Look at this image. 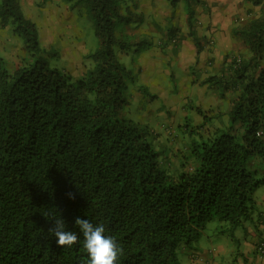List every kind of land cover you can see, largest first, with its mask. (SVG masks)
Instances as JSON below:
<instances>
[{"label":"trees","instance_id":"16d2710c","mask_svg":"<svg viewBox=\"0 0 264 264\" xmlns=\"http://www.w3.org/2000/svg\"><path fill=\"white\" fill-rule=\"evenodd\" d=\"M67 1L88 6L99 40L86 56L94 65L79 78L42 56L36 24L19 0H0V28L10 27L29 54L17 66L0 55V264H81L79 244L57 246L47 232L59 213L70 230L76 217L103 223L122 249L118 264H184L181 249L193 247L210 221L239 228L264 185V17L233 27L247 57H231L222 75L202 83L232 94L229 123L199 136L190 130L188 153L166 160L123 114L134 78L116 51L141 52L155 42L117 35L128 23L121 0ZM181 1L200 53L194 26L203 1L168 0L173 7Z\"/></svg>","mask_w":264,"mask_h":264},{"label":"rangeland","instance_id":"374dc122","mask_svg":"<svg viewBox=\"0 0 264 264\" xmlns=\"http://www.w3.org/2000/svg\"><path fill=\"white\" fill-rule=\"evenodd\" d=\"M19 1L25 15L36 24L43 48L42 56L52 67L67 70L75 78L82 77L94 65L93 60L86 56L99 47L88 6L85 3L73 6L75 1L67 0ZM236 1L243 6L248 5V10L243 17H237L235 26L244 24L253 16L264 17V3L253 6L248 0L234 2ZM121 5L123 21L128 19V23L119 26L117 35L120 36L119 31L123 30L120 37L122 39L125 38L124 34L131 33L136 35L138 40L145 37L155 42L149 51L146 49L140 52L136 50V46H132L128 52H122L123 50L116 47L120 60L133 71L134 82L128 80L126 92L129 95L133 90L139 92V87L142 93L134 95L133 97H137L135 99L130 98L131 103L124 109L123 114L138 123L146 132L149 141L160 150L161 156H165L166 160L169 153H179V156L181 151L188 153L189 147L191 149L189 144L195 138L190 130L194 129L199 136L213 131L221 123H229L228 111L231 108L232 94L218 85L209 87L202 84L203 82H193L192 73L190 75V71L177 62V52L184 38L179 32L178 36L173 34L178 29L182 32L186 27V7L183 1L176 7L171 6L168 0H121ZM171 10L172 26H169V17L162 16L161 13ZM155 11L160 12L159 20L155 17ZM200 20L196 19L198 26L203 24ZM204 41L209 52H213L215 48H223L221 59L228 53L226 56L230 59L235 57L242 61L246 54L245 43L241 38L229 36L220 43L211 30L207 29ZM151 52L153 57L149 56ZM0 55L5 57L7 66H17L29 55L22 38L15 36L10 27L0 28ZM214 61L215 58L211 64L207 63V66L212 67L210 75H218L222 71L220 68L214 70ZM228 62L230 63L229 60ZM225 66V69H228V66ZM168 161L165 164H168ZM261 176L264 177V172ZM260 188L263 190V185ZM222 224L228 223L213 220L207 224V234L205 232V236L200 240L203 241L204 248L210 246L209 231ZM218 238H221V234L214 236L215 241ZM222 246L225 247L226 244ZM179 255L183 262L187 261L183 252L180 251ZM209 263L236 264V261L234 257L225 260L221 255H210Z\"/></svg>","mask_w":264,"mask_h":264},{"label":"crops","instance_id":"0c3cea01","mask_svg":"<svg viewBox=\"0 0 264 264\" xmlns=\"http://www.w3.org/2000/svg\"><path fill=\"white\" fill-rule=\"evenodd\" d=\"M202 1L203 5L200 4L196 7L195 19H201L200 21L203 22V24L201 23V25L199 24L198 26L196 23L194 26L196 34L198 35L202 45L200 53H198L194 40L189 34L190 28L187 21L186 11V27L182 29V32H180L177 27L179 31L177 30L175 34H173L178 36L179 32V34H183L182 38H184L181 40V48H179V52H177V54L179 53L176 56L177 62L185 70L190 71V75L192 73L193 82H200V84L210 75V69H212V67L207 66V63L211 64L213 58H215L213 63V66L215 67L214 70H219V68L222 69L218 75H222L224 73L226 68L225 65H228V60L230 61V58L226 56L228 53L225 55L226 57L224 56L221 59V51L223 48H215L213 52L208 51L204 41L207 29L211 30L213 35L220 40V43L222 39L227 40L229 36L235 37L232 32L233 27H235V21L238 16L243 17L246 10H248V5L243 6L239 4V1H236L235 3V0ZM172 12L173 10L161 13L162 16L169 17V26H172ZM159 14L160 12L155 11V17L158 20L160 19ZM167 40H169V38ZM174 41H176V39H174ZM222 46H224L223 43ZM245 48L244 50H246ZM149 56L153 57V52H151V55L149 54ZM137 90H139V92H135V90H133L130 94L131 99L137 98L133 97L136 94H142L139 87ZM173 168L177 169L178 166L176 165ZM260 187L255 193L256 202L251 216L248 219H245L239 228L233 232H229L228 224H222L221 226L212 228L209 231L210 236L208 237L210 246L209 248H204L202 246L203 241L201 242L200 240L203 236H205L206 226L201 238L194 244L193 247H183L181 249V252H183L187 260L183 263L210 264V255L213 257L221 255L225 258V260H228L230 257H234L236 264H264V253L258 249L259 244L264 242V189L261 190ZM217 234H221V238L216 239V242L214 240V236ZM222 244H226V246L223 247Z\"/></svg>","mask_w":264,"mask_h":264},{"label":"clouds","instance_id":"9594fccd","mask_svg":"<svg viewBox=\"0 0 264 264\" xmlns=\"http://www.w3.org/2000/svg\"><path fill=\"white\" fill-rule=\"evenodd\" d=\"M49 220L52 224L47 232L55 238L57 246L71 248L79 244L85 254L81 264H118L122 249L103 223L76 217L75 227L70 230L60 213L52 215Z\"/></svg>","mask_w":264,"mask_h":264},{"label":"built area","instance_id":"2783aa9c","mask_svg":"<svg viewBox=\"0 0 264 264\" xmlns=\"http://www.w3.org/2000/svg\"><path fill=\"white\" fill-rule=\"evenodd\" d=\"M258 249L264 253V248L262 246H258Z\"/></svg>","mask_w":264,"mask_h":264}]
</instances>
